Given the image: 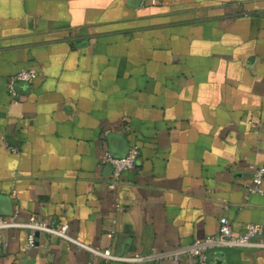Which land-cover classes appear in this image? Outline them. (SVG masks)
<instances>
[{
	"label": "crops",
	"instance_id": "obj_1",
	"mask_svg": "<svg viewBox=\"0 0 264 264\" xmlns=\"http://www.w3.org/2000/svg\"><path fill=\"white\" fill-rule=\"evenodd\" d=\"M21 69L37 76L13 97ZM132 144L111 191L101 158ZM263 154L264 0H0L2 218L143 257L109 264H194L185 246L221 217L264 239V192L246 190ZM0 235V264H98L43 232L30 248L24 228ZM208 264H264V249L214 248Z\"/></svg>",
	"mask_w": 264,
	"mask_h": 264
},
{
	"label": "built area",
	"instance_id": "obj_2",
	"mask_svg": "<svg viewBox=\"0 0 264 264\" xmlns=\"http://www.w3.org/2000/svg\"><path fill=\"white\" fill-rule=\"evenodd\" d=\"M158 0H140V3L154 4ZM37 76V73L30 69H21L18 72L8 77L7 87L11 96L17 95L14 89L16 81H24L31 83ZM139 157V146L132 144L129 146L124 155H114L110 152L103 154L101 162L110 166V174L107 183V188L111 191H116L123 172L131 170L136 167ZM264 178V154L262 155V162L257 167L252 175L251 184L246 186L248 192H260L264 190L260 187V183ZM119 200L116 197L114 207L119 208ZM10 227L24 228L27 230L26 248H30L34 243V236L37 232H43L50 236H55L67 241L78 248L89 251L94 257L98 258V264H109L112 261L122 262H139L143 257L139 254L133 256H119L114 254L110 249H99L83 242H80L68 234V224L51 223L45 218H40L35 214L30 215L25 221L20 222L15 219H4L0 216V231ZM224 247H255L264 249V239L262 238V226L259 223H248L245 229L241 232L232 229L227 218L221 217L219 219V226L215 234L207 235L201 240H194L184 250L190 256L194 264H208V253L214 248ZM2 249V238L0 235V254ZM176 258V256L174 257Z\"/></svg>",
	"mask_w": 264,
	"mask_h": 264
}]
</instances>
